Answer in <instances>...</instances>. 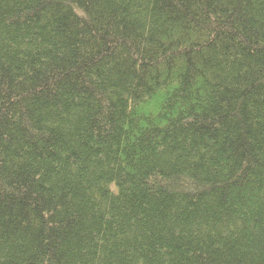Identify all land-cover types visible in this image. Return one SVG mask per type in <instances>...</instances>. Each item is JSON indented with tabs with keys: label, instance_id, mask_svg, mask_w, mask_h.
<instances>
[{
	"label": "trees",
	"instance_id": "1",
	"mask_svg": "<svg viewBox=\"0 0 264 264\" xmlns=\"http://www.w3.org/2000/svg\"><path fill=\"white\" fill-rule=\"evenodd\" d=\"M0 264H264V0H0Z\"/></svg>",
	"mask_w": 264,
	"mask_h": 264
}]
</instances>
